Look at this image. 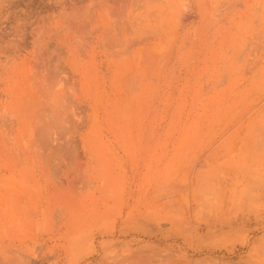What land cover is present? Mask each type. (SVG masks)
<instances>
[{
	"label": "rangeland",
	"instance_id": "rangeland-1",
	"mask_svg": "<svg viewBox=\"0 0 264 264\" xmlns=\"http://www.w3.org/2000/svg\"><path fill=\"white\" fill-rule=\"evenodd\" d=\"M135 259L264 264V0H0V264Z\"/></svg>",
	"mask_w": 264,
	"mask_h": 264
},
{
	"label": "bare ground",
	"instance_id": "bare-ground-1",
	"mask_svg": "<svg viewBox=\"0 0 264 264\" xmlns=\"http://www.w3.org/2000/svg\"><path fill=\"white\" fill-rule=\"evenodd\" d=\"M190 174V173H189ZM168 176V175H167ZM165 186V185H164ZM176 187V186H175ZM168 188V187H167ZM167 190V189H166ZM198 193V192H197ZM221 193V192H220ZM181 196V195H180ZM190 214V213H189ZM78 239L77 240H73V242H72V244L70 245V247H71V249L73 250L74 249V247H75V244H77L78 243ZM69 250V249H68ZM133 260V259H132ZM137 264V262H136V259L134 260V261H131V263L130 264ZM74 264H80L79 263V261H75V263ZM140 264V263H139Z\"/></svg>",
	"mask_w": 264,
	"mask_h": 264
}]
</instances>
